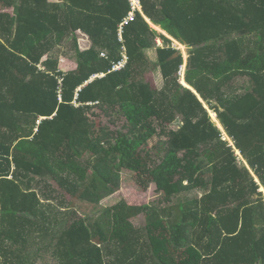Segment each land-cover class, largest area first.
I'll list each match as a JSON object with an SVG mask.
<instances>
[{"label":"trees","instance_id":"trees-1","mask_svg":"<svg viewBox=\"0 0 264 264\" xmlns=\"http://www.w3.org/2000/svg\"><path fill=\"white\" fill-rule=\"evenodd\" d=\"M138 1L0 0V264H264V0ZM149 21L191 49L186 84L233 145ZM68 41L77 68L64 71L52 55ZM152 48L160 90L144 82ZM97 109L127 133H96ZM127 184L96 220L79 216L74 201ZM150 184L170 205L139 199Z\"/></svg>","mask_w":264,"mask_h":264},{"label":"rangeland","instance_id":"rangeland-1","mask_svg":"<svg viewBox=\"0 0 264 264\" xmlns=\"http://www.w3.org/2000/svg\"><path fill=\"white\" fill-rule=\"evenodd\" d=\"M54 1H58V0H50V2H54ZM151 26L154 30L158 32V34L164 35L165 37L170 39L172 41V47L176 50H179L182 53L183 62H184L182 69L186 73L187 68H188L191 49L187 46L180 44L178 41H176L175 39L167 35V33L162 31L159 27H156L153 24H151ZM76 39H77L79 49L81 51H85L89 49L92 45V41L90 40V38L81 31L77 32ZM250 39L253 43H255L258 41V36L253 35L250 37ZM157 42H159L158 43L159 46H165V43L162 40L158 39ZM145 53L147 55L149 62L151 63V69H150V72L144 78V82H149L154 86V88H156L157 90H160L162 89L164 82H163L162 75L158 68L159 66H158V61H157V56H156V49L155 48L147 49L145 50ZM74 55H75V51L73 48V42L68 41V44L66 46L56 47V49L53 52L52 59L54 61H57V63L59 64L62 70L71 71L77 68V64L75 62V59L73 58ZM181 81L183 82V84L186 85L185 87H188V85L186 84L184 80H181ZM236 85H237V88L242 87V85H244V87H248V84L241 80ZM205 106L209 108V106L206 103H205ZM209 111L211 112V118L213 119V121L215 120L217 127L221 128V130L224 133V127L222 126L221 122L216 119V115L214 111H211L210 108H209ZM90 115L94 116V117H91L90 119L95 126L96 133L100 132L102 129H104L105 132L111 134V136H114V135L117 136L119 132H122L125 134L127 133V122L123 116H119L117 114L113 116H108L104 111L99 110V109L94 110V112L93 113L91 112ZM95 115L97 117H95ZM152 121L155 123V126L157 127L158 132H160L161 127L157 123L156 119H152ZM176 129H177V126L175 125L171 127V130H176ZM224 136L227 137L225 133H224ZM162 138H165V137H162ZM162 138H159V139H162ZM157 139L158 137L156 138V140ZM154 144H155L154 142H150L149 149H151L154 146ZM204 170L206 171V167ZM256 180L259 182L258 179ZM50 186L52 190H56L55 194L56 196H58L60 193L59 186L55 182H51ZM124 186H130V184L123 185L121 190L118 191L115 195H112V197H104L98 206H95L94 204H88L84 202L80 203V202L74 201L76 202L75 203L77 206L76 210L78 211L79 216L85 217V218L87 217L91 221L96 220L97 216H99L108 207L112 206L118 199H120V197L131 195L134 193L131 187L124 188ZM200 189L201 188H199L198 191H192V192L183 194L181 195V197H176V198L174 197L172 204L177 205L179 204V202L185 201V198H188V199L200 198L202 196V193H204V192H201ZM260 192H263V196H264L263 186H261ZM103 196H105V193L101 194V198ZM138 197L145 203H155L157 205L160 204L163 206L170 205V204H166L167 200L165 198V195L163 193L158 192L156 184H150L148 191L140 193V194L138 193ZM68 201L70 202L71 200H68ZM53 204L58 205V201L57 202L53 201ZM178 215L181 216V213H178ZM144 223H145L144 216L143 217L141 216V218L136 219L134 221V224H136L137 226L144 224ZM53 227H54L53 229L57 228L55 229L57 231H60L63 229L62 226L58 227V226L53 225ZM39 242H42V241H39ZM40 245L41 243L37 244L38 247ZM52 262L53 261H52L51 256H43L41 259H39L38 264H50Z\"/></svg>","mask_w":264,"mask_h":264},{"label":"clouds","instance_id":"clouds-1","mask_svg":"<svg viewBox=\"0 0 264 264\" xmlns=\"http://www.w3.org/2000/svg\"><path fill=\"white\" fill-rule=\"evenodd\" d=\"M142 10V9H141ZM183 67V66H182ZM181 70V69H180ZM96 77V76H95ZM95 77H93L92 79H95ZM179 77H180V83L185 87V85L183 84V82L181 81V80H184L185 81V77H184V79H182L181 78V76L179 75ZM186 82V81H185ZM187 88V87H186ZM189 89V88H188ZM193 89V88H192ZM191 90V89H190ZM194 92L198 95V93L194 90ZM199 96V95H198ZM199 98L201 99V97L199 96ZM201 101H203L202 99H201ZM203 103L205 104V102L203 101ZM206 108L209 110V108L206 106ZM212 111V110H211ZM210 112V111H209ZM215 113V112H214ZM210 115H211V112H210ZM215 115H216V119L218 120V116H217V114L215 113ZM213 120V119H212ZM219 121V120H218ZM214 122H215V120H214ZM220 130H221V128H220ZM222 131V130H221ZM222 133H223V131H222ZM224 133L226 134V136L227 137H225L224 136ZM224 133H223V136H224V139L225 140H228V142H230V144L231 145H233V141L230 139V137L227 135V133H226V131H225V129H224ZM237 155L238 156H241V153L239 152V151H237ZM242 158V157H241ZM246 165H247V163H246ZM248 166V165H247Z\"/></svg>","mask_w":264,"mask_h":264},{"label":"built area","instance_id":"built-area-1","mask_svg":"<svg viewBox=\"0 0 264 264\" xmlns=\"http://www.w3.org/2000/svg\"><path fill=\"white\" fill-rule=\"evenodd\" d=\"M131 2H132V6H133L134 10L141 11V5H140V2L138 0H131ZM132 18H133V15L130 17V19H132ZM120 66L119 65L116 66L115 70L119 69ZM185 74H186L185 71L181 68V70L179 72V75L181 76V78H183L185 76Z\"/></svg>","mask_w":264,"mask_h":264},{"label":"water","instance_id":"water-1","mask_svg":"<svg viewBox=\"0 0 264 264\" xmlns=\"http://www.w3.org/2000/svg\"><path fill=\"white\" fill-rule=\"evenodd\" d=\"M178 56V54L175 55V58ZM190 89V88H189ZM192 91H194V89L191 88Z\"/></svg>","mask_w":264,"mask_h":264},{"label":"bare ground","instance_id":"bare-ground-1","mask_svg":"<svg viewBox=\"0 0 264 264\" xmlns=\"http://www.w3.org/2000/svg\"><path fill=\"white\" fill-rule=\"evenodd\" d=\"M184 85H185V84H184ZM187 85H188V84H187ZM185 86H186V85H185ZM188 87H190V86L188 85ZM188 87H187V88H188Z\"/></svg>","mask_w":264,"mask_h":264},{"label":"crops","instance_id":"crops-1","mask_svg":"<svg viewBox=\"0 0 264 264\" xmlns=\"http://www.w3.org/2000/svg\"><path fill=\"white\" fill-rule=\"evenodd\" d=\"M141 218V217H140Z\"/></svg>","mask_w":264,"mask_h":264}]
</instances>
